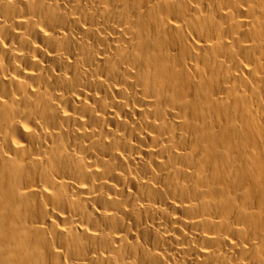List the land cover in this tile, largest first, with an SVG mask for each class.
I'll use <instances>...</instances> for the list:
<instances>
[{"label":"bare ground","instance_id":"obj_1","mask_svg":"<svg viewBox=\"0 0 264 264\" xmlns=\"http://www.w3.org/2000/svg\"><path fill=\"white\" fill-rule=\"evenodd\" d=\"M0 264H264V0H0Z\"/></svg>","mask_w":264,"mask_h":264}]
</instances>
